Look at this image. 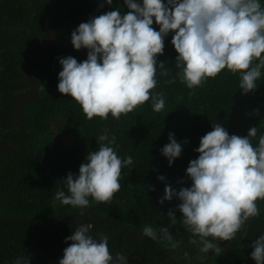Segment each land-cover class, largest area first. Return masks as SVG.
Instances as JSON below:
<instances>
[{
	"label": "trees",
	"instance_id": "16d2710c",
	"mask_svg": "<svg viewBox=\"0 0 264 264\" xmlns=\"http://www.w3.org/2000/svg\"><path fill=\"white\" fill-rule=\"evenodd\" d=\"M260 2L264 6V0ZM116 8L122 14L129 11L124 0H113L111 6L106 0H4L0 5V144L6 145H0V264H15L19 257L29 258V264H50L63 257L71 243L65 238L88 224L93 238L107 235L113 242H108L111 253L128 257L137 250L146 264H255L251 244L264 235V200L257 201L260 215L250 218L233 240L212 241L221 247L218 254L212 250L203 253L200 245L189 243L191 234L181 223L182 213L176 210L178 199L163 204L159 200L166 184L177 191L191 186L186 169L198 158L194 149L213 130L212 125L220 123L229 135L244 130L241 137L247 136L251 127L264 134V69L256 81L257 89L248 94L239 89V73L224 69L190 95L193 90L176 78L178 53L171 43L174 33H169L162 62L170 75L160 76L158 70L157 86L151 90L164 94V109L153 111L150 99L119 119L109 113L107 119L95 116L89 120L74 99L58 91L59 59L86 60L88 50L74 49L72 31ZM70 20L79 24L70 25ZM19 22L26 30L12 31L10 27ZM65 22L64 29L45 47L47 34ZM152 27L159 30L155 21ZM173 78L175 83L165 82ZM26 92L33 93V98L21 99ZM17 110L20 117H14ZM245 126L247 129L239 130ZM169 133H174L183 149L171 166L161 154ZM104 134L109 139L115 136L112 146L118 156H131L134 163L122 169L121 188L110 202L96 203L89 197L90 206L80 215L81 209L56 201L55 193L59 189L67 194L62 180L69 172L79 174L87 153L99 148L96 138ZM258 136L252 140L254 146ZM161 175L163 181L158 179ZM170 209L177 217L170 232L180 241L175 250L142 235L145 225L159 234V228L170 223ZM8 246L13 250L7 260ZM185 252L189 259L184 258ZM128 264L142 261L134 258Z\"/></svg>",
	"mask_w": 264,
	"mask_h": 264
},
{
	"label": "clouds",
	"instance_id": "9594fccd",
	"mask_svg": "<svg viewBox=\"0 0 264 264\" xmlns=\"http://www.w3.org/2000/svg\"><path fill=\"white\" fill-rule=\"evenodd\" d=\"M106 3L111 6L113 0ZM124 4L127 13L116 8L80 23L72 31L74 49L88 50L86 60L78 62L72 56L59 59L62 70L58 91L74 99L87 119H107L109 113L119 119L150 99L153 111L164 109V94L151 90L157 86L158 70L160 76L170 75L162 62L169 33H174L171 43L178 53L176 78L193 90L190 95L224 69L239 73L242 94L257 89L256 81L264 69V6L260 0H124ZM154 21L158 31L152 27ZM47 37L45 47L51 43L45 42ZM176 78L165 82L175 83ZM41 90L45 91L42 84ZM212 128L194 149L198 158L186 169L191 186L177 191L166 184L159 203L178 199L176 210L182 213L181 223L191 234L189 243L200 245L203 253L212 250L218 254L221 247L213 240H233L250 218L260 215L257 201L264 200V134H259L258 127H251L244 137L241 135L246 126L239 129L243 131L238 135H229L220 123ZM257 136L258 144L254 146L252 140ZM96 140L99 148L87 153L79 174L69 172L62 180L67 194L58 189L54 197L62 205L81 209L80 215L90 206L89 197L96 203L110 202L121 188L122 169L134 163L131 156H118L112 146L116 144L115 136L109 139L104 134ZM168 140L161 154L171 166L183 149L174 133H169ZM158 179L163 181L165 177ZM167 218L170 223L160 227L159 234L151 225H145L142 235L175 250L180 245L170 232L177 223L175 211L170 209ZM91 228V224L76 228L65 238L71 243L63 257L55 260L59 264H128L126 255L110 252L108 242H113L107 235L99 240L89 235ZM8 247L7 260L13 250ZM251 247L255 264H264V235L252 241ZM184 258L189 259L187 252ZM141 261L146 264V258ZM15 264H29V258L19 257Z\"/></svg>",
	"mask_w": 264,
	"mask_h": 264
},
{
	"label": "rangeland",
	"instance_id": "374dc122",
	"mask_svg": "<svg viewBox=\"0 0 264 264\" xmlns=\"http://www.w3.org/2000/svg\"><path fill=\"white\" fill-rule=\"evenodd\" d=\"M70 25L72 24V23H75V25H77V24H79V21H77V20H75V21H69L68 22ZM66 26V22L65 23H62V24H59V26L58 27H55V29H53V30H51V32L49 33V35H48V37H47V39H46V43H50L51 41H52V39H53V37H55V36H57V34L59 33V31L61 30V29H64V27ZM25 97H28V98H33V93H31V92H26V93H24V94H22V95H20V98L21 99H23V98H25ZM14 117H20V111L19 110H17V112H15V114H14ZM1 146H6V145H3V144H0ZM10 150V149H9ZM8 150V151H9ZM7 151V152H8ZM0 155H2V148H0ZM231 264H235L234 262H232Z\"/></svg>",
	"mask_w": 264,
	"mask_h": 264
},
{
	"label": "water",
	"instance_id": "95a60500",
	"mask_svg": "<svg viewBox=\"0 0 264 264\" xmlns=\"http://www.w3.org/2000/svg\"><path fill=\"white\" fill-rule=\"evenodd\" d=\"M2 2H3V0H0V5H1ZM119 246H121V241L119 242ZM135 257L136 258H141L142 260L144 259V256L141 257L140 253L133 252V253L128 255L127 260H131V259H133ZM51 264H59V260H54V261L51 262Z\"/></svg>",
	"mask_w": 264,
	"mask_h": 264
},
{
	"label": "flooded vegetation",
	"instance_id": "af4514ba",
	"mask_svg": "<svg viewBox=\"0 0 264 264\" xmlns=\"http://www.w3.org/2000/svg\"><path fill=\"white\" fill-rule=\"evenodd\" d=\"M10 29L13 31V29H18V30H26L25 26L23 25L22 22H19V24H14L13 26L10 27ZM113 253V251H112Z\"/></svg>",
	"mask_w": 264,
	"mask_h": 264
}]
</instances>
